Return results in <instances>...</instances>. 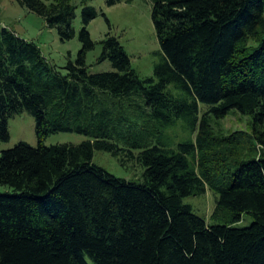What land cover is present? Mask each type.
<instances>
[{
    "label": "trees",
    "instance_id": "obj_1",
    "mask_svg": "<svg viewBox=\"0 0 264 264\" xmlns=\"http://www.w3.org/2000/svg\"><path fill=\"white\" fill-rule=\"evenodd\" d=\"M17 2L60 41L74 36L70 0ZM96 14L82 1L64 72L0 27V140L22 112L37 139L0 151V264H264V0H152L160 51L148 77L109 32L96 62L111 70L88 71ZM230 111L248 130L215 134ZM178 121L186 134L174 142L166 131ZM57 132L86 139L43 144ZM94 150L138 165V177L109 173ZM206 188L222 223L182 201ZM241 214L251 222L232 226Z\"/></svg>",
    "mask_w": 264,
    "mask_h": 264
},
{
    "label": "rangeland",
    "instance_id": "obj_2",
    "mask_svg": "<svg viewBox=\"0 0 264 264\" xmlns=\"http://www.w3.org/2000/svg\"><path fill=\"white\" fill-rule=\"evenodd\" d=\"M82 1L95 8L97 14L86 29L93 48L85 55V63L91 73L109 71V61L97 63L100 53L99 41L106 32L115 36L129 57L130 66L138 77L152 75L154 63L159 57V46L150 18L152 0H130L119 2L110 6L104 0H70L75 5V16L71 22L74 36L67 41H60L57 32L48 28L43 19L25 7L19 5L17 0H0V27L13 31L17 36L32 41L40 50L45 60L54 65L56 69H62L68 60L73 61L80 47L77 38L80 28V10ZM107 20V21H106ZM201 112L204 108L200 107ZM247 116L230 111L224 118L212 122V130L215 134L227 135L233 131L248 130ZM8 139L0 140V151L12 147L18 141L35 146L37 139L34 134V120L26 112L17 114L7 120ZM166 134L172 141L185 138V131L181 130L178 121L173 127L167 129ZM194 135H192L193 137ZM86 139V136L73 132H57L45 136L44 145L55 143L77 144ZM92 161L104 168L116 177L126 180L136 179L140 168L131 162L120 165L116 158L104 151L94 150ZM6 188L0 186V192ZM184 203L191 205L192 210L202 216L206 223H222L219 218L212 217L215 206V195L206 188L202 195L188 196L182 199ZM252 218L248 214H241L238 221L233 222L234 227L247 226Z\"/></svg>",
    "mask_w": 264,
    "mask_h": 264
}]
</instances>
